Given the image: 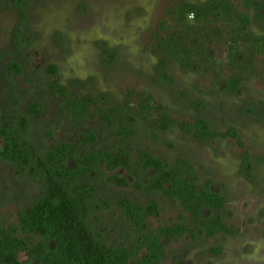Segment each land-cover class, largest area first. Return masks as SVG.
Here are the masks:
<instances>
[{
    "label": "rangeland",
    "instance_id": "1",
    "mask_svg": "<svg viewBox=\"0 0 264 264\" xmlns=\"http://www.w3.org/2000/svg\"><path fill=\"white\" fill-rule=\"evenodd\" d=\"M175 1L202 6L213 0H0V124L30 157L27 166L0 157V226L23 237L30 248L40 237L23 236L18 216L55 191L50 181L54 164L46 161L47 153L92 132L97 140L79 150L77 158L86 152L129 150L132 164L139 166L140 153L147 150L167 169L180 168L185 180L199 188L209 183L225 196L226 219L239 230L208 236L177 200L159 191L146 194L110 184L102 163L83 179L62 185L68 194L79 182L94 188L92 199L70 200L92 252L134 242L136 233L117 205L127 197L142 207L150 199L160 203V216L146 219L144 231L175 223L196 229V239L164 238V256L155 264H264V83L249 76L237 90H229L221 68L230 57L217 46L209 48V69L198 63L184 69L165 55L158 46L163 40L158 26L176 16ZM247 12L248 31L264 35V0H252ZM178 33L173 35L181 38ZM11 63L20 67V74L10 69ZM52 65L56 74L48 70ZM53 84L67 88L75 100L91 95L98 106L86 118H74L52 92ZM148 96L168 116L202 118L221 132L236 128L243 145L230 137L199 144L183 138L178 128H151L149 120L156 114L145 120L135 111L138 99ZM33 103L42 106L40 113L30 112ZM114 109L122 119L108 127L101 112ZM122 122L134 130L125 142L114 134ZM114 174L134 181L124 168ZM152 176L143 173V184ZM213 248L222 252L211 255ZM18 256L24 264H34L29 251Z\"/></svg>",
    "mask_w": 264,
    "mask_h": 264
},
{
    "label": "trees",
    "instance_id": "2",
    "mask_svg": "<svg viewBox=\"0 0 264 264\" xmlns=\"http://www.w3.org/2000/svg\"><path fill=\"white\" fill-rule=\"evenodd\" d=\"M252 0H213L202 6L175 1L176 16L170 21L164 19L158 26L157 36H162L158 46L162 52L175 58L184 69L200 64L208 68L212 58L211 46L226 50L229 60L222 66L229 90H237L249 76H255L264 83V35L248 31L251 19L247 9ZM182 34L181 38L173 32ZM178 33V34H179ZM163 34L165 36H163ZM11 70L20 74L16 64H9ZM48 70L56 74L57 67ZM51 90L63 103L64 111L74 118H86L93 108L98 106L96 98L86 96L75 100L67 88L53 84ZM135 111L141 118L149 120L151 128L167 132L178 128L182 137L199 144H207L217 138H232L243 145L240 134L234 127L226 132L217 131L202 118L188 120L175 118L164 113L162 104L152 97L139 98ZM42 110L39 103L30 106V112L38 114ZM122 116L118 109L101 112L102 122L113 127ZM122 126L114 131L115 136L125 142L134 135V130L122 122ZM0 157L21 166L30 164V157L13 132L0 124ZM97 140L92 132L85 133L78 143L66 142L51 149L46 161L54 164L51 168L50 181L55 191L51 197L35 203L28 211L20 212L19 228L23 236H39L38 243L30 248L27 241L20 236L12 235L8 229L0 226V264H24L19 253L29 251L34 264H155L164 256V238H179L186 235L197 238L196 229L187 223H175L159 226L148 231L143 230L146 219L160 216V203L150 199L142 207L127 197L121 198L117 205L123 212L124 219L130 223L136 233L134 242L104 252L90 250L86 241V230L78 221L70 204L75 201L90 200L94 196V188L85 182L76 183L71 194L63 188V184L76 182L95 171L100 164H105L109 173L108 182L117 188H133L146 194L159 191L170 200H177L182 209L190 215L192 222L202 228L206 235L219 233L234 235L239 232L226 219L227 199L213 191L209 183L205 188L185 180L178 167L167 169L162 161L147 150L140 153L139 166L132 164V154L122 150L118 154L105 151L86 152L77 158L79 150ZM180 162L188 169L191 165L181 158ZM124 168L130 179L114 173ZM152 173L150 181L143 184V173ZM72 208V209H71ZM222 248L209 250L211 255H219Z\"/></svg>",
    "mask_w": 264,
    "mask_h": 264
}]
</instances>
